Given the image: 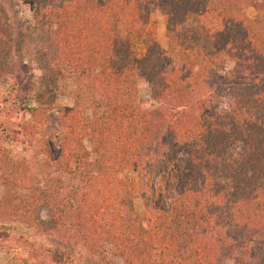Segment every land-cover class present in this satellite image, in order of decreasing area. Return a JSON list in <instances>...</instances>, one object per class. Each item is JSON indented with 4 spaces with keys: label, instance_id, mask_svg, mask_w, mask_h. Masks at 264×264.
<instances>
[{
    "label": "trees",
    "instance_id": "1",
    "mask_svg": "<svg viewBox=\"0 0 264 264\" xmlns=\"http://www.w3.org/2000/svg\"><path fill=\"white\" fill-rule=\"evenodd\" d=\"M156 1L168 16V46L155 30L139 58L116 25L145 35L143 0H30L32 22L20 29L0 0V81L17 89L23 64L36 59L50 64L40 67L45 76L52 73L42 100L59 93L66 74L78 87L75 106L61 111L75 138L60 140L54 171L34 173L12 151L13 142L32 144V126L0 138V185L21 190L0 199V224L16 229L29 252L16 258L6 251L0 264H115L107 241L123 264H223L248 231L264 239V4L253 18L240 0ZM222 63L233 64L228 77L245 85L218 98L211 75ZM139 71L149 104L138 101ZM88 107L91 117L82 114ZM29 108L46 122L41 108ZM179 109L185 123L159 154L146 157L163 116ZM86 128L102 159L95 174L84 171ZM44 144L49 160L53 148ZM182 150L188 161L178 171L173 158ZM111 160L140 179L123 181L106 169ZM256 256L249 264H264V254Z\"/></svg>",
    "mask_w": 264,
    "mask_h": 264
},
{
    "label": "rangeland",
    "instance_id": "2",
    "mask_svg": "<svg viewBox=\"0 0 264 264\" xmlns=\"http://www.w3.org/2000/svg\"><path fill=\"white\" fill-rule=\"evenodd\" d=\"M143 1L146 8L145 13L149 19V27L145 35H128L120 24L116 25L117 33L133 47L137 57L139 58L145 56L148 53L151 46V40H153V32L155 30L157 32L158 42L163 47L168 46L169 36L167 30L168 16L166 11L158 5L156 0ZM240 1L245 5V7L240 5L243 11L253 18L259 15V12H261L259 11L258 7H260L262 3L264 4V0ZM1 2L12 15L19 29L32 22L33 13L30 0H1ZM190 20L193 24L196 18L191 15ZM23 65L25 66L23 78L18 82L17 89L15 87L13 88L12 82L8 79L5 80L7 81L5 84L2 83L3 81H0V138L3 140V137L10 133L13 128L20 129V127H22V129H25L28 127V125L32 126L36 132V136L32 144L13 142L12 151L14 152L15 157L19 159H25L27 164H30L32 169L35 171L34 173H40L39 175H41L42 173L46 172L48 169L47 167H49L51 171H54V162L59 153L60 140L67 139L70 136L73 137V139L75 138L73 128H65L62 125L61 111L73 108L75 106V93L78 91V87H76L74 77L70 74H66L58 81L60 86L59 93L57 95H50V100H42L47 97V90L50 88L48 82L51 83L50 78L52 77V73H49L48 76H45V74H47L45 72L47 68L44 70V68L40 69V67H48L50 64L46 62L42 66L40 62H38L36 59H33L26 61ZM233 67V64L227 63L216 65V70L211 75V80L214 83V87H217L219 90L216 97L221 98L224 96L228 92L229 87H232L235 90L242 89V87H244L245 84H242L241 81L235 80L234 77H228V73L233 70ZM42 73H44L45 77L40 81V79H38V75H42ZM135 81L138 88V101L141 99L143 102H145V104H149L151 90L146 78L140 73V71L135 74ZM55 82L56 81L54 80V83ZM250 85L252 84L246 86ZM211 104L213 105V103ZM32 106L41 108V116H45L47 118L46 122L42 120L38 121L33 118L29 110V107ZM92 113V107L85 108L82 111V114L85 116L91 117ZM137 114V120L139 119L140 122V111L137 112ZM163 119L164 120L162 121L160 128L156 134L152 136L150 143L144 150L146 157H151L161 152L163 145L168 143L172 136L181 127V125L185 123L187 115L179 109L173 110L169 114H165ZM85 132L86 134L83 138V144L91 151V155L88 159V163L85 165L84 171L88 172L87 174H95L100 171L102 159L99 153L92 150L90 137L86 136L94 132H92L91 128H86ZM129 134L131 135V132ZM22 135L23 134H19V136ZM130 137L132 141L137 140V137H134V134ZM46 139L51 143V147L53 148L52 158L49 159L50 161L48 160L46 152H44V140ZM173 161L176 164L175 168L178 171H185L188 161L187 152L182 150L175 158H173ZM47 162L50 164H46ZM108 165H112L113 168L106 167V169H109V171H115V173L123 181L136 183L140 179V173L133 170L123 169L113 160H111L110 164ZM178 177H180V173L178 174ZM179 188L180 184L178 180L173 186V191L177 193ZM18 190L19 189H8L6 186L0 185V199L7 198V201H9L11 194ZM165 199L167 205L169 206V195H166ZM43 215L46 216L47 212H43ZM144 224L146 227H149V224L151 225V221H145ZM6 225L10 224L6 223ZM256 233H258L256 230L254 232L248 231L246 233L247 237H244L245 244L241 242L239 245H236L234 250H227L225 254L230 253V256L224 261L223 264H249L252 262L251 260L254 258L255 254L257 255L256 257L260 256L259 258H263L264 239H262V236H259ZM17 236H19V234L17 233L16 229L4 230L0 224V259L2 261L4 260L1 258L3 257L2 253H5L6 251L16 254V258L18 255L21 257L29 255V252L26 251L28 248L26 242L17 239ZM106 243L108 245L110 255L112 256L113 263L123 264L124 260L122 257L114 254L112 244L109 241ZM33 261L36 260L34 259ZM17 263L23 264L22 261Z\"/></svg>",
    "mask_w": 264,
    "mask_h": 264
}]
</instances>
